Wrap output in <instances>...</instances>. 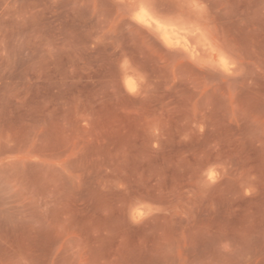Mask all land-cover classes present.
<instances>
[{"label": "rangeland", "instance_id": "rangeland-1", "mask_svg": "<svg viewBox=\"0 0 264 264\" xmlns=\"http://www.w3.org/2000/svg\"><path fill=\"white\" fill-rule=\"evenodd\" d=\"M0 264H264V0H0Z\"/></svg>", "mask_w": 264, "mask_h": 264}, {"label": "bare ground", "instance_id": "bare-ground-1", "mask_svg": "<svg viewBox=\"0 0 264 264\" xmlns=\"http://www.w3.org/2000/svg\"><path fill=\"white\" fill-rule=\"evenodd\" d=\"M143 9V8H142ZM141 15H143V17L144 18H146L145 20H146V22H147V24H149L150 25V27H151V25H154L157 29H159L161 32H165V35H166V33L167 34H169L168 33V31H167V28L165 27V25L162 23V22H160L161 20H156V19H154V18H152V16L149 14V16H148V14L147 13H145V12H143V13H141ZM140 15V16H141ZM150 16H151V18H150ZM157 18V17H156ZM168 25V24H167ZM166 25V26H167ZM172 27H174V26H172ZM172 29V28H171ZM174 29V28H173ZM168 30H170V28H168ZM175 30V29H174ZM174 30H172V31H174ZM175 32H177V31H175ZM175 32H173V33H175ZM163 34V33H162ZM171 34H172V32H171ZM164 36V35H163ZM165 37V36H164ZM166 39H167V37H165ZM165 39V40H166ZM170 39V38H169ZM171 41H172V39H171ZM167 42H168V40H167ZM191 47V46H190ZM189 48V47H188ZM187 49V48H186ZM193 50V49H192ZM192 53V52H191ZM191 55V54H190Z\"/></svg>", "mask_w": 264, "mask_h": 264}]
</instances>
